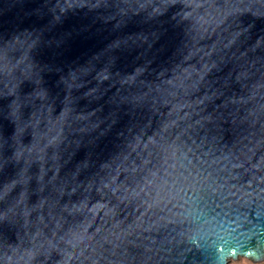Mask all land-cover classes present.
Masks as SVG:
<instances>
[{
	"label": "water",
	"instance_id": "1",
	"mask_svg": "<svg viewBox=\"0 0 264 264\" xmlns=\"http://www.w3.org/2000/svg\"><path fill=\"white\" fill-rule=\"evenodd\" d=\"M221 246L264 260V0H0V264Z\"/></svg>",
	"mask_w": 264,
	"mask_h": 264
},
{
	"label": "clouds",
	"instance_id": "2",
	"mask_svg": "<svg viewBox=\"0 0 264 264\" xmlns=\"http://www.w3.org/2000/svg\"><path fill=\"white\" fill-rule=\"evenodd\" d=\"M235 229H224L220 234L221 239H227V235L230 231H234ZM217 251L220 253L219 264H233V261L240 256L252 257L254 255L253 251H245L243 253H238L237 249L230 248L225 249L224 247L217 248Z\"/></svg>",
	"mask_w": 264,
	"mask_h": 264
},
{
	"label": "rangeland",
	"instance_id": "3",
	"mask_svg": "<svg viewBox=\"0 0 264 264\" xmlns=\"http://www.w3.org/2000/svg\"><path fill=\"white\" fill-rule=\"evenodd\" d=\"M233 264H264V260L260 263H253L247 259L239 258L237 261H233Z\"/></svg>",
	"mask_w": 264,
	"mask_h": 264
}]
</instances>
